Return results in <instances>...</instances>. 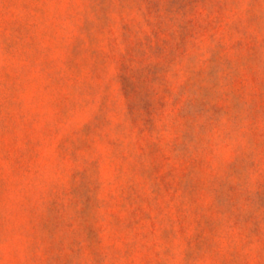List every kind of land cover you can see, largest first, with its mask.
<instances>
[{
  "label": "rangeland",
  "instance_id": "374dc122",
  "mask_svg": "<svg viewBox=\"0 0 264 264\" xmlns=\"http://www.w3.org/2000/svg\"><path fill=\"white\" fill-rule=\"evenodd\" d=\"M0 264H264V0H0Z\"/></svg>",
  "mask_w": 264,
  "mask_h": 264
}]
</instances>
